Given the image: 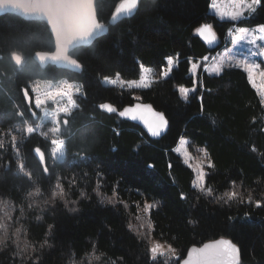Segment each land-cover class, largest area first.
Wrapping results in <instances>:
<instances>
[{
    "label": "trees",
    "instance_id": "16d2710c",
    "mask_svg": "<svg viewBox=\"0 0 264 264\" xmlns=\"http://www.w3.org/2000/svg\"><path fill=\"white\" fill-rule=\"evenodd\" d=\"M119 1L95 0L100 22L107 23ZM209 3L142 0L132 16L72 51L78 72L35 60L37 51L54 47L44 21L0 15V264H178L189 246L220 236L239 246L240 264H264V106L242 68L215 75L203 68L200 59L226 43L234 24L211 14ZM203 23L218 37L216 49L197 35ZM237 24H264V0ZM169 57L174 65L163 77ZM192 61H199L195 76ZM142 77L149 87L127 83ZM65 82L80 89L77 107L58 115L69 123L61 119V131L53 133L52 121L40 122L33 87L55 90ZM179 86L194 91L185 99ZM135 100L164 113L163 136L152 139L99 108L109 102L118 110ZM181 137L207 152L212 166L203 187L211 194L192 186L193 171L175 151ZM55 138L65 141L59 160L51 156ZM35 147L45 153L48 174ZM57 184L63 199L53 198ZM232 192L237 195L229 199ZM145 203L153 205L148 212ZM149 237L170 245L176 257L153 261Z\"/></svg>",
    "mask_w": 264,
    "mask_h": 264
},
{
    "label": "snow or ice",
    "instance_id": "6c2138e0",
    "mask_svg": "<svg viewBox=\"0 0 264 264\" xmlns=\"http://www.w3.org/2000/svg\"><path fill=\"white\" fill-rule=\"evenodd\" d=\"M70 3L71 0H68ZM139 0H120L119 4L115 7L114 12L112 13L111 19L112 21H116L117 18L123 14L125 16L131 15L132 12L137 8ZM262 0H233V3H237L239 5L238 9L236 11L230 12V13H224L221 12L220 15L224 16L227 15L230 17L231 20L235 21L239 17H241L245 11L254 12L256 10V7L261 4ZM78 6L80 7H86L88 9L87 12V18L91 22L89 27H84L83 24H81V29L83 32V43H87L93 35H95L97 32H103L105 30V25L103 23L97 22V16L96 11L94 9V3L93 0H78ZM214 7V5H213ZM260 32H264V25L259 26ZM201 36H205L207 38L210 36L212 39H215V33L212 30V26L209 24H203L200 28L196 30ZM242 32H246L247 29H241ZM207 34V35H206ZM260 55H264V46L260 47L259 50ZM19 59V58H17ZM45 59V54H41V60ZM67 63L71 66H74L75 68L79 69L81 67V64L78 62L77 59H74L72 57H67ZM174 65V61L171 57L167 58V69H162L161 75L163 77H167ZM259 67L257 64H249L246 66V71L249 74V81L253 83V87H255V83L252 81V71L253 69ZM192 69L195 71L197 69V65L195 63L192 64ZM217 73L219 72V69H215ZM119 74H117V77ZM105 82H109L112 85H116L117 83L124 84L125 82L118 79H111L105 77ZM130 87H136V88H147L149 87V83L145 82L144 78L142 77L140 82L137 83L136 81H130L127 82ZM33 91H37V88H34ZM190 91H194V89H189L187 87L181 86L179 88V92L182 94V96L187 99L188 94ZM80 92L79 87H75L72 83H61L55 90L53 91H47L43 94V97L37 96L35 99V108L41 109L42 105L47 104L49 101H52L53 103H57V97L66 98L67 104L61 107H58L57 111L54 112H45V118L52 120L54 123L57 124L56 127L51 128V132L53 133H59L61 131L59 127V121L57 119L58 115L60 113H63L65 115L70 116L72 113V110L77 107L76 100L74 99V95L78 94ZM24 96L26 100H29L30 98L28 95V89L24 90ZM148 108L149 112H151L152 116L155 118L154 120L150 121L148 119H144L141 117V119L144 120V123L147 125V130L151 134L152 137H158L161 132L167 127L168 120L166 119L165 115L161 112H152L151 106H145ZM99 108L102 110H105L108 113H114L118 110L110 103H102L99 105ZM19 115H23V113H19ZM119 115L121 117L129 116L131 115V118L133 120L136 119V114L134 112V109L132 108H124L122 111H119ZM65 125L69 123L67 119L63 121ZM42 125H37L36 128L32 126H27L26 132L31 134L34 131H37ZM13 141H15V136L12 137ZM51 145L53 147L51 148V156L54 160H59L64 157L65 152V141L63 139L57 140L52 139ZM35 153L38 154L39 161L43 167V173L48 174L49 173V167L45 163V153L44 151L36 147L34 149ZM205 155H207V152L205 151ZM209 167L212 166L211 162H209ZM19 169L24 172L25 176H27L29 179L32 178V173L25 171V165L23 163H20L18 165ZM199 183L194 185L195 187H198L201 192H207V194H211V189L205 190L203 187L204 185V179H205V173L203 171L199 174ZM56 187L59 189L57 192H53V198L59 196L61 199H63V189L59 184L56 185ZM39 189L36 190V193H30L29 195H34L39 193ZM229 199L232 197H235L237 193L232 192L227 194ZM257 206H260V202L257 201ZM153 205H150L148 203L144 204V210L145 212H148ZM143 227V225H141ZM151 227V225H149ZM162 245L159 243L154 244L149 251L152 253L151 259L155 261L157 259V253L159 252L160 255H163ZM168 250L170 252H174V249L169 246ZM239 249L236 244H234L231 240L228 239H221L219 241H216L212 244H205L202 249H192V253L190 254V258L188 261H186V264H235L236 255L238 253Z\"/></svg>",
    "mask_w": 264,
    "mask_h": 264
},
{
    "label": "water",
    "instance_id": "95a60500",
    "mask_svg": "<svg viewBox=\"0 0 264 264\" xmlns=\"http://www.w3.org/2000/svg\"><path fill=\"white\" fill-rule=\"evenodd\" d=\"M141 1L142 0H139L138 6ZM119 2L117 3V5L119 4ZM93 3L95 9V0H93ZM136 9L132 12L131 15L125 16L121 14L115 22L112 21L111 19L112 14L110 15L107 23L100 22L97 17V22L103 23L105 25V30L103 32H97L87 43H83V32L81 29V24H83L84 27H89L91 22L87 18L88 9L86 7L78 6V0H71L70 3L68 2V0H0V15L6 13L16 14L26 20H42L48 25L49 31L54 40V47L52 50H39L35 53L34 58L39 65L45 66L47 64H52L59 68H64L75 72L80 71L81 67L77 69L74 66L69 65L66 59L67 57H72L76 59L71 54L72 51L77 47L90 45L95 39L99 38L100 36H102L107 32L108 26L115 25L121 19L132 16L136 11ZM203 24H208V23H203ZM197 35L209 48L211 49L217 48L219 41L216 34H215V39H212L210 36L205 38V36H201L198 32ZM41 54H45L44 60H41ZM12 58L18 66L21 65L22 58L18 53H13ZM25 89L26 88H23L22 90L23 94ZM105 103H109V102H105ZM145 106H151L152 112H161L157 110L155 107H153V105L149 102L143 100H135L132 103L124 105L121 109H118L116 113L119 116V118L130 121L138 125L150 138L158 139L164 135V133L168 128V125L158 137H152L147 130V125L144 123V120L141 119V117H143L144 119H148L150 121L154 120L155 118L152 116L151 112H149L148 108H146ZM124 108L134 109V112L136 114V119L133 120L131 118V115L121 117L119 115V111H122ZM102 111L106 112L105 110ZM30 112L33 113L32 110H30ZM65 119L66 118H63L62 121H64ZM34 154L39 161L38 154H36L35 151ZM45 163H46V157H45ZM40 165L42 166L43 169L44 165H42L41 163ZM221 239L231 240L228 237L220 236L215 239L207 240L201 243L200 245H191L187 249L185 255L179 260L178 264H186V261H188L190 258L192 249L194 248L197 250L202 249L205 244H212ZM233 243L236 244L235 242ZM235 264H240V249L236 255Z\"/></svg>",
    "mask_w": 264,
    "mask_h": 264
},
{
    "label": "rangeland",
    "instance_id": "374dc122",
    "mask_svg": "<svg viewBox=\"0 0 264 264\" xmlns=\"http://www.w3.org/2000/svg\"><path fill=\"white\" fill-rule=\"evenodd\" d=\"M214 5V7H213ZM239 5L237 3H233V0H210L209 3V12L213 14L219 20L231 21L234 24L230 27L227 32L225 41L226 43L219 47L215 52L210 54L208 57L206 56L202 61H204L203 68L206 69L208 74H219L224 67H239L246 71V66L249 64H257L259 67L253 69L252 71V81L255 83V89L258 92L263 106H264V55L259 54L260 47L264 46V32H260L259 25L248 26L243 24H237L239 20H241L246 14L251 13L250 11H245L244 14L239 17L237 20L233 21L229 16L224 15L221 16L220 13H230L236 11ZM241 29H247L246 32H242ZM195 63L198 67L199 61H192L190 64V73L195 76L197 73V69L193 71L192 64ZM215 69H219V72L215 71ZM247 72V71H246ZM248 74V72H247ZM249 76V74H248ZM253 85V83L251 82ZM179 86L178 88H180ZM184 87V86H183ZM37 88V91H33L34 95L43 97V94L47 91H53V89H47L44 86H34ZM193 89V88H189ZM29 98L31 96L28 92ZM182 96V94L180 93ZM182 98H184L182 96ZM67 104V99L59 100L57 103L49 102L45 106L42 105L40 109V113L42 114V119L40 122L48 121L50 119L45 118V112H54L57 111L58 107ZM30 110L33 113H38L34 108ZM64 118V117H63ZM61 117L59 121V127H61ZM52 121V120H50ZM53 123V127H56L57 124ZM37 126V125H36ZM36 126L34 128H36ZM56 137V136H55ZM60 140L59 138H55ZM189 141L185 137H181L177 145L175 146V151L182 157V160L191 167L193 171V181L192 186L199 183V174L203 171L206 175L207 168L209 167V160L205 155V151L195 145H191L189 148ZM53 147V146H52ZM51 147V148H52ZM205 182V179H204ZM198 188V187H197ZM149 248H151L154 244L159 243L162 245L163 255H160L158 252L157 256H168V257H176L175 250L174 252H170L168 250L169 246L167 243L158 241L152 237L148 238ZM173 249V248H172ZM152 254V253H151Z\"/></svg>",
    "mask_w": 264,
    "mask_h": 264
},
{
    "label": "bare ground",
    "instance_id": "6f19581e",
    "mask_svg": "<svg viewBox=\"0 0 264 264\" xmlns=\"http://www.w3.org/2000/svg\"><path fill=\"white\" fill-rule=\"evenodd\" d=\"M199 70V69H198ZM199 75V74H198Z\"/></svg>",
    "mask_w": 264,
    "mask_h": 264
}]
</instances>
